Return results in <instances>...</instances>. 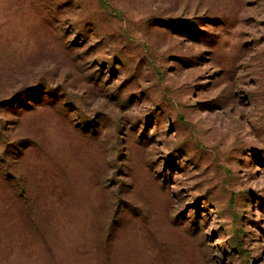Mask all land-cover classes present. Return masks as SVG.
<instances>
[{
	"label": "rangeland",
	"instance_id": "374dc122",
	"mask_svg": "<svg viewBox=\"0 0 264 264\" xmlns=\"http://www.w3.org/2000/svg\"><path fill=\"white\" fill-rule=\"evenodd\" d=\"M44 1L0 0V264H264V0Z\"/></svg>",
	"mask_w": 264,
	"mask_h": 264
},
{
	"label": "trees",
	"instance_id": "16d2710c",
	"mask_svg": "<svg viewBox=\"0 0 264 264\" xmlns=\"http://www.w3.org/2000/svg\"><path fill=\"white\" fill-rule=\"evenodd\" d=\"M37 2H44L46 3V1L44 0H36ZM78 1V0H75ZM47 3L50 6V10L51 11H55V12H60V11H66V10H70L72 11L75 7H77V2H74L73 0L70 3H67V1L65 0H48ZM60 20H62V17H59ZM1 145V143H0ZM20 212L23 214V216L28 217L27 214L24 213H29L30 211H27L25 209V206H21ZM39 226H37L34 230L36 232V236L34 241L36 243H40L41 245H43L44 247L46 246V244L49 243V237H50V225L49 222L48 223H42L39 222L38 223ZM49 231V233H48ZM49 234V235H48ZM52 235H54L52 233ZM53 250L51 248L48 249V253L50 255V259H52L53 261H49L48 264H60L58 263V259L56 257L55 254H53L52 252Z\"/></svg>",
	"mask_w": 264,
	"mask_h": 264
}]
</instances>
